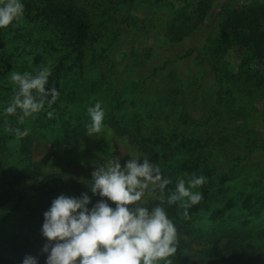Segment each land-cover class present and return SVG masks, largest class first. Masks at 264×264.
Wrapping results in <instances>:
<instances>
[{
	"label": "trees",
	"instance_id": "1",
	"mask_svg": "<svg viewBox=\"0 0 264 264\" xmlns=\"http://www.w3.org/2000/svg\"><path fill=\"white\" fill-rule=\"evenodd\" d=\"M137 1L22 0L24 14L19 22L0 29V75L35 74L50 64L52 76L46 90L55 86L60 91L52 118L47 111L53 109H46L21 124L19 112L3 113L16 86L11 82L0 87V201L6 194L13 198L0 218V229L8 219L21 215L28 203L49 196L87 193L92 201L89 207L99 202V196L71 182L42 192L28 189L21 175L29 167L33 140L59 146L82 140L91 123L87 109L101 102L103 125L135 140L172 181L168 189L175 188L178 178H205L194 189L202 195L199 203L185 208L184 202L168 205L165 199L162 204L178 230L172 264H189L178 236L200 233L204 219L225 238L248 242L252 253L264 254V140L248 127L259 100L264 99V0L158 1L155 9L165 14L152 25L164 27L169 43L203 36L199 46L178 59L193 57L198 67L186 79L178 66L183 61L172 63L168 72L169 62L154 70L151 78L167 72L160 81L163 89L152 83L146 87L147 79L120 86L112 65L104 72V61H84L88 50L114 32L116 13L131 14L141 5ZM20 24L31 29L11 37ZM120 34L117 30L110 36L116 41ZM235 46L244 50V59L233 73L223 60ZM23 55L31 63L16 62ZM141 62L139 71L144 67ZM207 72L212 74L210 82L204 80ZM8 128H28L30 134L18 140ZM43 222L44 215L36 232L17 246L16 264L28 255L46 264Z\"/></svg>",
	"mask_w": 264,
	"mask_h": 264
},
{
	"label": "clouds",
	"instance_id": "2",
	"mask_svg": "<svg viewBox=\"0 0 264 264\" xmlns=\"http://www.w3.org/2000/svg\"><path fill=\"white\" fill-rule=\"evenodd\" d=\"M24 14L22 0H0V29L18 23ZM52 76L51 65L41 66L35 74L11 73L16 86L15 95L4 115H17L19 123L47 111L54 115V105L60 97L55 86L46 90ZM91 123L88 136L99 133L105 118L101 102L87 109ZM18 140L30 134L28 128H8ZM142 160V163H141ZM172 181L163 176L160 167L149 158L132 156L122 166L119 157L111 156L98 165L88 182L89 191L100 200L92 201L87 193L80 197L60 195L44 212L41 234L47 241L42 252L46 264H172L177 252V229L162 206L184 202V207L202 199L194 191L205 183L203 176L178 178L174 189ZM158 199L160 204L147 207V198ZM109 201L115 205L110 206ZM22 264H38L28 255Z\"/></svg>",
	"mask_w": 264,
	"mask_h": 264
},
{
	"label": "rangeland",
	"instance_id": "3",
	"mask_svg": "<svg viewBox=\"0 0 264 264\" xmlns=\"http://www.w3.org/2000/svg\"><path fill=\"white\" fill-rule=\"evenodd\" d=\"M90 1L95 3L99 0ZM158 1L171 2V0H138V5H141L131 14L128 15L123 11L117 12L115 18L118 23L111 26L114 27L112 33L121 30L118 39L112 40L110 36L112 33H110L106 40L87 51L84 61H104L101 62L104 72L112 65L120 86L125 81L141 82L147 79L146 87L152 83V86L163 89V83L160 81L167 75L173 67L171 64L175 61H183L179 62L178 66L184 79L188 74L196 72L198 67L193 62V57L188 60L178 59L188 50L199 46L203 36L196 37L195 41L187 39L179 44L169 43L165 37L164 27L152 25L156 19L160 20L165 14L162 9H155ZM30 29L31 27L26 24H20L13 29L11 37ZM15 47L18 48L17 44ZM21 47L24 45L21 44L20 49ZM243 59L244 50L240 46H235L227 52L223 63L229 71L236 73ZM21 61L22 65L25 62L31 63L26 55L16 60L18 63ZM141 61L144 62V67L139 71L137 66ZM166 62L170 63L166 68L167 72L157 73L154 78H151L154 70L161 69ZM205 75L204 80L210 82L212 74L207 72ZM6 86H11V75L9 78H3L0 75V87ZM248 125L264 140V99L259 100L257 111L252 114ZM54 144L41 139L32 141L31 161L28 169L21 175L26 188L42 192L55 187L58 183L71 182L91 193L88 182L92 178V173L97 170L98 165L111 156L119 157L122 166L132 156L146 157L154 163L152 157L140 148L135 140L108 125H102L100 132L92 136L86 133L80 141L60 146ZM58 196L60 195L30 202L21 215L6 221L0 229V264H16L17 246L24 242L26 237L36 232V226L41 222L44 212L50 208L51 202ZM166 198L167 194H165ZM12 201L10 194H6L5 200L0 201V218L6 213ZM159 202L158 199L149 197L146 206L152 208ZM172 222L176 227L175 222L173 220ZM200 225V233L196 232L193 236L182 234L178 236L183 241L189 264L264 263V254L252 253L247 246L248 242L225 238L215 229L213 230L207 219H204ZM225 252L226 254H221Z\"/></svg>",
	"mask_w": 264,
	"mask_h": 264
}]
</instances>
